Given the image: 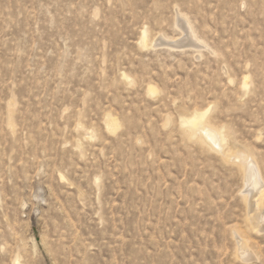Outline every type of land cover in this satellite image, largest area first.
I'll list each match as a JSON object with an SVG mask.
<instances>
[{
	"label": "rangeland",
	"instance_id": "obj_1",
	"mask_svg": "<svg viewBox=\"0 0 264 264\" xmlns=\"http://www.w3.org/2000/svg\"><path fill=\"white\" fill-rule=\"evenodd\" d=\"M0 264H264V0H0Z\"/></svg>",
	"mask_w": 264,
	"mask_h": 264
},
{
	"label": "bare ground",
	"instance_id": "obj_2",
	"mask_svg": "<svg viewBox=\"0 0 264 264\" xmlns=\"http://www.w3.org/2000/svg\"><path fill=\"white\" fill-rule=\"evenodd\" d=\"M194 116H195L194 118L185 121L184 124L194 128L197 132H204L206 130L205 126L203 125L205 115L197 114ZM220 140L223 141L221 136H220Z\"/></svg>",
	"mask_w": 264,
	"mask_h": 264
}]
</instances>
